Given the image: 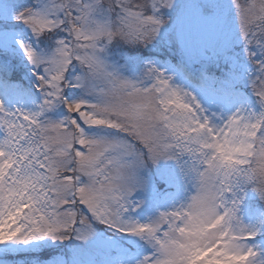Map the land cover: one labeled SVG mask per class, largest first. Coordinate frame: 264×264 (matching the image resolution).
Listing matches in <instances>:
<instances>
[{
	"label": "snow or ice",
	"instance_id": "6c2138e0",
	"mask_svg": "<svg viewBox=\"0 0 264 264\" xmlns=\"http://www.w3.org/2000/svg\"><path fill=\"white\" fill-rule=\"evenodd\" d=\"M0 264H264V0H0Z\"/></svg>",
	"mask_w": 264,
	"mask_h": 264
}]
</instances>
